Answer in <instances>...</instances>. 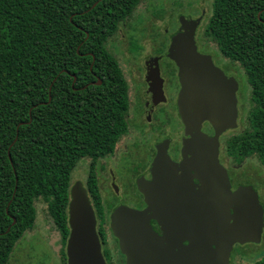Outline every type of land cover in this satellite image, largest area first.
I'll return each instance as SVG.
<instances>
[{"label":"trees","instance_id":"1","mask_svg":"<svg viewBox=\"0 0 264 264\" xmlns=\"http://www.w3.org/2000/svg\"><path fill=\"white\" fill-rule=\"evenodd\" d=\"M143 2L0 0V264L38 212L66 237L72 172L126 134L128 87L106 45ZM202 36L239 64L245 105L222 147L264 168V0H211Z\"/></svg>","mask_w":264,"mask_h":264},{"label":"flooded vegetation","instance_id":"2","mask_svg":"<svg viewBox=\"0 0 264 264\" xmlns=\"http://www.w3.org/2000/svg\"><path fill=\"white\" fill-rule=\"evenodd\" d=\"M205 17L202 9L197 15L184 18L188 21L200 19L194 32L196 50L209 56L227 78H232L237 83L235 96L239 118V64L223 58L216 51L213 42L202 36ZM128 25L121 26L129 30L127 36L122 35L118 40L117 34L106 45L107 50L118 61L128 87L127 132L111 154L92 159L86 166L85 177L72 181L70 187L79 181L87 192L105 264H165L170 256L176 257V263L179 264L185 261V249L190 244L191 203L198 199L206 201L195 170L186 163L190 156L184 151V142L188 136L178 110L181 89L179 70L168 56L171 39L179 31L180 23L178 21L175 33L170 36H167L166 27L164 35L148 37L134 34L138 27L135 25L128 28ZM200 130L205 135L213 136V130L207 121L201 123ZM229 131L232 130L219 137V163L227 172L231 191L239 186H251L257 192L263 208L264 223V182L254 172L243 168L249 161L242 164L232 162L222 147L223 136ZM122 207L148 211V223L156 241H150L145 236L125 234L121 243L114 227L120 226L123 228L121 230L127 232L128 225L132 224L124 214L120 218L114 217V211ZM43 221L46 236L39 238L35 231L29 233L25 260H12L25 235L7 264H68V214L65 238L46 220ZM260 242L235 244L230 252L229 264H233L232 254L235 248L259 245Z\"/></svg>","mask_w":264,"mask_h":264},{"label":"water","instance_id":"3","mask_svg":"<svg viewBox=\"0 0 264 264\" xmlns=\"http://www.w3.org/2000/svg\"><path fill=\"white\" fill-rule=\"evenodd\" d=\"M178 20L180 29L171 39L168 56L179 70L178 110L188 136L184 151L190 156L186 163L195 170L206 196V201L198 199L191 203L190 244L185 249V261L179 264H229L232 247L259 243L264 226L257 192L251 186H239L231 191L227 172L218 160L219 137L238 126L235 96L238 86L209 56L196 50L194 32L200 19L188 21L180 16ZM100 83L98 80L95 84ZM204 121L211 126L213 136L201 132ZM147 213L127 207L114 211V217L124 214L132 222L127 232L120 226L114 227L121 243L125 234L156 241ZM67 214L70 228L66 247L68 264H105L93 210L79 181L69 189ZM165 264H177L176 257L170 256Z\"/></svg>","mask_w":264,"mask_h":264},{"label":"rangeland","instance_id":"4","mask_svg":"<svg viewBox=\"0 0 264 264\" xmlns=\"http://www.w3.org/2000/svg\"><path fill=\"white\" fill-rule=\"evenodd\" d=\"M211 0H144V2L138 7L134 19L128 24V28L138 27L137 32L134 34L144 36L164 35V29L168 28L167 36L175 33L178 26V19L180 16L185 18L193 17L199 13L200 10L205 11V15L208 14ZM204 23V22H203ZM129 30L127 28H120L118 34V40L122 38V35L127 36ZM243 88V87H242ZM244 98L240 93L239 101V118L243 113L242 107L244 106ZM238 118V121H239ZM239 124V123H238ZM238 128V126H237ZM245 170L254 172L257 177L264 182V170H262L255 161H249L244 164ZM86 165L85 163L77 167L71 175V182L75 180H82L85 177ZM256 183L257 180L255 178ZM257 187V185H256ZM264 193V189H262ZM264 207V200H263ZM46 225L43 221V214L37 213L34 230L32 231L39 238L46 236ZM56 238V236L54 237ZM30 240V234L28 233L23 240L22 244L18 247V253H16L12 260H25V254H27V243ZM40 242V241H39ZM49 242V241H48ZM264 256V230L262 234V241L259 245H247L241 248H235L232 254L233 264L252 263Z\"/></svg>","mask_w":264,"mask_h":264}]
</instances>
